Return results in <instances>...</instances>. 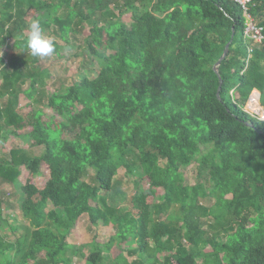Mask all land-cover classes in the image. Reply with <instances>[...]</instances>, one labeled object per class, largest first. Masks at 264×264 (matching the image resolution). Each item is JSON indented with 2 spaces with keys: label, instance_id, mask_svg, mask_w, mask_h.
Wrapping results in <instances>:
<instances>
[{
  "label": "trees",
  "instance_id": "obj_1",
  "mask_svg": "<svg viewBox=\"0 0 264 264\" xmlns=\"http://www.w3.org/2000/svg\"><path fill=\"white\" fill-rule=\"evenodd\" d=\"M249 11L264 28V0ZM37 18L57 51L88 26L98 74L47 93L50 73L21 38ZM245 27L243 9L225 0H0V48L15 41L0 58V136L45 148L0 155L4 181L29 170L20 205L29 228L12 227L14 240L0 230L3 264H73L72 254L86 264H264V120L244 108L255 90L264 107V43ZM231 40L219 99L214 68ZM44 96L56 115L35 107ZM250 106L264 113L257 95ZM194 164L201 182L188 185ZM120 169L146 192L116 191ZM85 214L116 230L87 257L69 242Z\"/></svg>",
  "mask_w": 264,
  "mask_h": 264
},
{
  "label": "rangeland",
  "instance_id": "obj_2",
  "mask_svg": "<svg viewBox=\"0 0 264 264\" xmlns=\"http://www.w3.org/2000/svg\"><path fill=\"white\" fill-rule=\"evenodd\" d=\"M44 13V12H42ZM45 14V13H44ZM124 22H130V16L124 17ZM90 31L87 26L85 30L80 33H75L71 35L70 44H66V42L58 39V43L61 48L60 51L56 49L53 56L40 59L38 65L43 69H47L50 73L49 82L47 83V87L45 91L47 93H53L56 90L64 86H70L75 82L80 81L84 76L95 77L98 74V65L96 58L90 54L88 51V45L85 41V38L89 35ZM25 35H27V30L25 31ZM15 41L10 40L9 45L4 48H0V58H4L6 61L9 60L11 55L13 54V45ZM2 68H0V83H2ZM30 86V81H27L23 84V90H27ZM255 94L251 95L249 100L244 103V108L246 111L250 113L259 114L260 118L264 117L259 112H255L254 109L251 108V102L253 100ZM258 98V97H257ZM36 100L41 99V95H37ZM8 99H3L1 102L3 105L6 104ZM31 101L28 96L22 94L21 97L17 100V104L20 108H26L30 105ZM47 98L44 96L43 102H37L35 107L43 108L48 117H52L56 115L49 107H47ZM261 110H264V107L259 103ZM15 148H23L31 156L39 157L43 155L45 148L43 146L33 147L31 141L29 139H25L19 136H15L12 133H8L5 131L0 136V155L8 156L9 152ZM162 165H165V161L161 162ZM23 175L20 178V181L15 185L10 184L0 178V196L4 200L3 201V212L4 218L6 221L0 223V230L7 239L14 240V232L13 228H21L24 233V228H29L28 221L23 217L22 212L20 210V205L23 199V192L21 187L26 183L27 178L29 176V170L26 167H23ZM186 177V184L192 185L195 183L201 182L200 177L198 176V165L194 164L187 169L184 170ZM38 183L44 184L45 178L43 176H38ZM116 191H123L126 193H130L132 191L138 192H146L147 183L146 181H140L136 177L128 174L126 170L120 169L118 175L115 178ZM118 193V192H117ZM114 191V196H118ZM51 207V206H50ZM12 224V225H11ZM116 232V230L109 225H92L89 216L87 214L83 215L77 222V225L69 237V242L75 246L76 250L83 251L86 257L91 253L92 247L91 243L95 240L99 243H107L112 235ZM191 248V246L187 245ZM121 249L115 246L112 249L111 255L116 256L120 254ZM206 252L212 251L211 248H207ZM12 253V252H10ZM73 259V264H86L85 259L81 258L78 254L71 255ZM131 258L130 260H132ZM3 256L0 255V264H3Z\"/></svg>",
  "mask_w": 264,
  "mask_h": 264
},
{
  "label": "clouds",
  "instance_id": "obj_3",
  "mask_svg": "<svg viewBox=\"0 0 264 264\" xmlns=\"http://www.w3.org/2000/svg\"><path fill=\"white\" fill-rule=\"evenodd\" d=\"M21 38L26 39L27 48L34 57H39L40 59L48 58L53 56L56 51V38L45 34L42 23L38 18L30 22L27 26L26 37ZM255 115L260 117L257 113ZM260 119L264 120V117Z\"/></svg>",
  "mask_w": 264,
  "mask_h": 264
},
{
  "label": "built area",
  "instance_id": "obj_4",
  "mask_svg": "<svg viewBox=\"0 0 264 264\" xmlns=\"http://www.w3.org/2000/svg\"><path fill=\"white\" fill-rule=\"evenodd\" d=\"M233 2L243 9L246 19V27L244 30L245 36L250 39L255 45L264 43V28L257 24L255 18L250 13V6L253 0H225Z\"/></svg>",
  "mask_w": 264,
  "mask_h": 264
},
{
  "label": "water",
  "instance_id": "obj_5",
  "mask_svg": "<svg viewBox=\"0 0 264 264\" xmlns=\"http://www.w3.org/2000/svg\"><path fill=\"white\" fill-rule=\"evenodd\" d=\"M233 40H231L227 45H226V48L224 50V53L222 55V57L220 58V60L217 62V64L215 65V72L218 74L219 78H220V88H219V92H218V97L219 99H221V90H222V86H223V79L221 77V74H220V66H221V63L227 58L228 56V53H229V49H230V46L232 44ZM255 94L257 95L258 97V100H259V103H260V99H261V93L260 91L258 90H255L252 95ZM256 112V111H255Z\"/></svg>",
  "mask_w": 264,
  "mask_h": 264
},
{
  "label": "bare ground",
  "instance_id": "obj_6",
  "mask_svg": "<svg viewBox=\"0 0 264 264\" xmlns=\"http://www.w3.org/2000/svg\"><path fill=\"white\" fill-rule=\"evenodd\" d=\"M262 116H264V113L262 114Z\"/></svg>",
  "mask_w": 264,
  "mask_h": 264
}]
</instances>
